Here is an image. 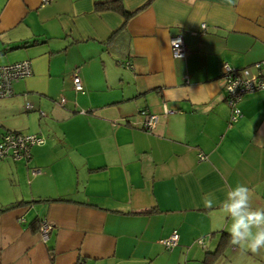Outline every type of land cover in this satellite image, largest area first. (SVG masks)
Listing matches in <instances>:
<instances>
[{"label": "crops", "instance_id": "0c3cea01", "mask_svg": "<svg viewBox=\"0 0 264 264\" xmlns=\"http://www.w3.org/2000/svg\"><path fill=\"white\" fill-rule=\"evenodd\" d=\"M104 1L0 0V65L33 69L0 98V135L45 138L28 161L0 159V264H204L231 223L206 194L241 183L264 208V90L232 121L222 79L225 62L264 59V0H122L129 16ZM142 111L159 116L152 131ZM210 264L264 254L229 242Z\"/></svg>", "mask_w": 264, "mask_h": 264}, {"label": "built area", "instance_id": "2783aa9c", "mask_svg": "<svg viewBox=\"0 0 264 264\" xmlns=\"http://www.w3.org/2000/svg\"><path fill=\"white\" fill-rule=\"evenodd\" d=\"M48 2L50 0H43ZM205 32L207 24H202ZM173 55L175 57H184L187 47L181 35L174 36L171 39ZM33 72L30 60H22L14 63L0 65V98L10 97L14 93V84L18 80L31 75ZM222 79L226 91L227 102L231 107V120L237 121L242 111L238 106L239 101L248 93L264 90V59L249 65L233 66L229 62L222 65ZM73 82L76 91H84L83 80L80 74V68L73 71ZM61 104L66 102L65 97H61ZM28 108H32V103H27ZM145 116L143 126L146 130L152 131L158 124L159 116L154 113L142 111ZM45 143L43 135L38 133H22L17 131H7L0 135V159L11 158L15 161L30 160L32 157V148L35 145ZM200 159H205L204 153L199 154ZM40 232L44 240H47L53 225L47 219L40 221ZM179 233L174 231L172 235L164 240L168 248H173L179 242ZM203 243V241H200Z\"/></svg>", "mask_w": 264, "mask_h": 264}, {"label": "clouds", "instance_id": "9594fccd", "mask_svg": "<svg viewBox=\"0 0 264 264\" xmlns=\"http://www.w3.org/2000/svg\"><path fill=\"white\" fill-rule=\"evenodd\" d=\"M225 3L233 6L236 0H225ZM229 159L233 161V165L238 163L231 152ZM203 204L209 209L219 204L230 218L227 231L233 246L242 252L264 254V208L253 207L251 192L246 185L237 183L226 192V198L222 202H218L213 193H208L203 197Z\"/></svg>", "mask_w": 264, "mask_h": 264}, {"label": "trees", "instance_id": "16d2710c", "mask_svg": "<svg viewBox=\"0 0 264 264\" xmlns=\"http://www.w3.org/2000/svg\"><path fill=\"white\" fill-rule=\"evenodd\" d=\"M97 8L100 10H115L126 16H129L131 14L130 11L125 8L122 0H109V1L100 2L97 5ZM61 200H68V199L62 198ZM221 235L222 238L219 242L218 247L215 250L208 252L204 264H210L212 259L215 258L222 251L223 247L230 242L229 233L223 231ZM83 261L84 260H80L78 264H82Z\"/></svg>", "mask_w": 264, "mask_h": 264}, {"label": "rangeland", "instance_id": "374dc122", "mask_svg": "<svg viewBox=\"0 0 264 264\" xmlns=\"http://www.w3.org/2000/svg\"><path fill=\"white\" fill-rule=\"evenodd\" d=\"M258 92H259V91H258ZM253 93H254V92H253ZM248 94H249V93H248ZM246 95H247V94H246ZM244 96H245V95H244ZM0 129H2V127H0ZM5 131H7V130L4 129V132H5Z\"/></svg>", "mask_w": 264, "mask_h": 264}]
</instances>
